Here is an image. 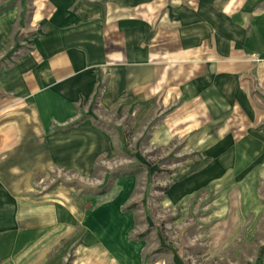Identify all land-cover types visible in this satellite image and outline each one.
I'll return each instance as SVG.
<instances>
[{
    "label": "crops",
    "instance_id": "obj_1",
    "mask_svg": "<svg viewBox=\"0 0 264 264\" xmlns=\"http://www.w3.org/2000/svg\"><path fill=\"white\" fill-rule=\"evenodd\" d=\"M260 1L31 0L26 23L14 0H0V230L11 196L27 185L20 174L27 178L41 160L35 134L47 136L50 126L72 119L75 104L96 88L106 109L170 103L171 125L191 144L202 142L211 156H236L228 146L233 136L256 134L264 119L247 89L264 67ZM254 54L262 61L256 64ZM48 145L62 158V133ZM252 155L250 149L242 156ZM59 200L80 215L67 197ZM92 213L85 217L92 236L81 252L85 264H123L90 226Z\"/></svg>",
    "mask_w": 264,
    "mask_h": 264
},
{
    "label": "rangeland",
    "instance_id": "obj_2",
    "mask_svg": "<svg viewBox=\"0 0 264 264\" xmlns=\"http://www.w3.org/2000/svg\"><path fill=\"white\" fill-rule=\"evenodd\" d=\"M14 1L27 23L31 0ZM22 47L16 55L30 48ZM252 60L262 61L255 54ZM262 71L247 89L264 118ZM100 90L47 136L35 134L41 160L27 178L20 174L27 185L2 213L0 264H85L81 252L92 238L85 217L92 212L90 226L123 264H264V119L256 134L233 136L228 146L236 156H211L202 142L174 130V105L156 99L106 109ZM61 133L62 158L48 145ZM250 149L252 157L242 156ZM62 197L79 206V216L62 209Z\"/></svg>",
    "mask_w": 264,
    "mask_h": 264
},
{
    "label": "trees",
    "instance_id": "obj_3",
    "mask_svg": "<svg viewBox=\"0 0 264 264\" xmlns=\"http://www.w3.org/2000/svg\"><path fill=\"white\" fill-rule=\"evenodd\" d=\"M125 176H127V175H125Z\"/></svg>",
    "mask_w": 264,
    "mask_h": 264
}]
</instances>
